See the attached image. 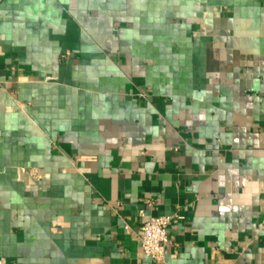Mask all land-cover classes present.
I'll list each match as a JSON object with an SVG mask.
<instances>
[{"label":"crops","instance_id":"0c3cea01","mask_svg":"<svg viewBox=\"0 0 264 264\" xmlns=\"http://www.w3.org/2000/svg\"><path fill=\"white\" fill-rule=\"evenodd\" d=\"M0 71V264H264V0H0Z\"/></svg>","mask_w":264,"mask_h":264},{"label":"built area","instance_id":"2783aa9c","mask_svg":"<svg viewBox=\"0 0 264 264\" xmlns=\"http://www.w3.org/2000/svg\"><path fill=\"white\" fill-rule=\"evenodd\" d=\"M46 80L52 79V77H46ZM0 71V85H3ZM153 202H149L152 205ZM140 214L145 216L144 210H140ZM172 220V216L167 214H160L150 216L139 227L138 237L141 243L144 254L153 259L157 264H169L167 261V254L169 251V244L171 243V237L169 234V225ZM127 230H130L128 224L125 225Z\"/></svg>","mask_w":264,"mask_h":264}]
</instances>
